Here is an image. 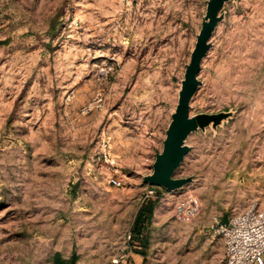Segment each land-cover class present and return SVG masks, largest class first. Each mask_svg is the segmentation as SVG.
I'll return each instance as SVG.
<instances>
[{"label":"rangeland","instance_id":"rangeland-1","mask_svg":"<svg viewBox=\"0 0 264 264\" xmlns=\"http://www.w3.org/2000/svg\"><path fill=\"white\" fill-rule=\"evenodd\" d=\"M208 1L0 0V264H113L130 231L139 264L226 260L217 222L264 202V0L220 12L191 115L225 117L187 138L192 182H145Z\"/></svg>","mask_w":264,"mask_h":264},{"label":"water","instance_id":"water-1","mask_svg":"<svg viewBox=\"0 0 264 264\" xmlns=\"http://www.w3.org/2000/svg\"><path fill=\"white\" fill-rule=\"evenodd\" d=\"M228 1L230 0L208 1L206 20L198 36L190 64L186 69L179 102L166 132L163 150L156 157L153 174L146 177L145 182L159 185L170 191L180 189L191 183L192 179L190 178L178 179L174 176L189 153V147L186 144L187 138L193 132L205 129L213 122L219 123L225 117L222 114L192 116L191 101L200 83L198 74L201 70L202 61L211 47L210 40L218 23L222 20L220 12Z\"/></svg>","mask_w":264,"mask_h":264},{"label":"built area","instance_id":"built-area-1","mask_svg":"<svg viewBox=\"0 0 264 264\" xmlns=\"http://www.w3.org/2000/svg\"><path fill=\"white\" fill-rule=\"evenodd\" d=\"M106 159L109 157L106 155ZM110 183L121 186V182L114 177ZM199 212L196 203L180 208L179 218L184 222H191ZM223 233L227 258L220 264H264V202L249 207L244 212L232 218L228 224H220ZM134 233L128 232L125 237V250L114 258L113 264H133L130 254L134 250Z\"/></svg>","mask_w":264,"mask_h":264},{"label":"crops","instance_id":"crops-1","mask_svg":"<svg viewBox=\"0 0 264 264\" xmlns=\"http://www.w3.org/2000/svg\"><path fill=\"white\" fill-rule=\"evenodd\" d=\"M136 237H138L137 235H135V237H134V239L136 238ZM69 239H71L69 236H67V244L66 245H64V246H61L59 249L61 250V251H63V253L67 256V257H69V256H71V255H73V249H74V245H71L70 243H68L69 242ZM73 244V243H72ZM141 247H139V249H140ZM95 251H97V250H95ZM17 252V251H16ZM98 252V251H97ZM143 252L142 251H138V252H132L131 254H130V256H131V260H132V262H133V264H139V261H141V259H143Z\"/></svg>","mask_w":264,"mask_h":264},{"label":"trees","instance_id":"trees-1","mask_svg":"<svg viewBox=\"0 0 264 264\" xmlns=\"http://www.w3.org/2000/svg\"><path fill=\"white\" fill-rule=\"evenodd\" d=\"M147 211H143V213L145 214Z\"/></svg>","mask_w":264,"mask_h":264}]
</instances>
